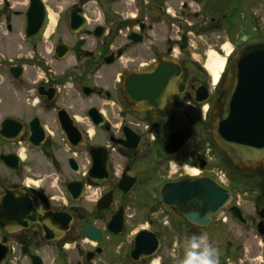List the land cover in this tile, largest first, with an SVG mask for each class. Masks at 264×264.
I'll list each match as a JSON object with an SVG mask.
<instances>
[{"label": "flooded vegetation", "instance_id": "1", "mask_svg": "<svg viewBox=\"0 0 264 264\" xmlns=\"http://www.w3.org/2000/svg\"><path fill=\"white\" fill-rule=\"evenodd\" d=\"M255 39H264V0H0V199L32 193L42 215L22 227L0 207V264H179L193 233H207L219 264H264V166H225L212 145L224 78L215 84L207 67L209 53L231 60ZM155 74L170 80V99L144 110L127 79L153 92L143 77ZM187 129L192 138L166 154L170 136ZM208 144L211 161L200 158ZM223 164L230 202L209 223L164 205L167 184L194 177L187 168L200 177ZM35 172L45 178L37 189L27 181ZM130 204L143 208L136 232ZM118 212L122 224L110 227ZM143 230L159 247L135 261Z\"/></svg>", "mask_w": 264, "mask_h": 264}, {"label": "water", "instance_id": "2", "mask_svg": "<svg viewBox=\"0 0 264 264\" xmlns=\"http://www.w3.org/2000/svg\"><path fill=\"white\" fill-rule=\"evenodd\" d=\"M140 80L141 78L135 75L127 79L130 99L137 105L141 101H147L149 106L144 108L146 110H150L151 105L157 106L158 109L163 107L171 95L168 90L169 79L164 81L157 74L144 76L145 82L151 83L152 80L153 86H157V91L153 92L139 89ZM211 133L214 144L238 170L246 171L264 166V40L246 44L234 56L231 70L212 115ZM191 137L190 130H176L170 136L165 153L175 154ZM163 195L166 205L197 227L208 223L211 216L223 209L230 200L229 192L208 177L167 185L163 189ZM21 197H24L21 200L28 204L27 207L31 205V210L26 209L23 212L18 209ZM33 198L32 194L24 191H7L0 199V207L8 208L5 212L6 220H18L22 227H28L29 223L37 221L41 215L38 210L33 209V204L36 203ZM23 213L24 215H21ZM121 224L122 213L118 212L110 227ZM7 229L13 231L20 227L8 226ZM82 231L90 240L100 239L91 225L83 226ZM158 247L156 238L151 233L142 231L134 238L131 257L137 261L141 253L151 254Z\"/></svg>", "mask_w": 264, "mask_h": 264}, {"label": "clouds", "instance_id": "3", "mask_svg": "<svg viewBox=\"0 0 264 264\" xmlns=\"http://www.w3.org/2000/svg\"><path fill=\"white\" fill-rule=\"evenodd\" d=\"M179 264H219L217 249L207 233H193L185 239Z\"/></svg>", "mask_w": 264, "mask_h": 264}, {"label": "rangeland", "instance_id": "4", "mask_svg": "<svg viewBox=\"0 0 264 264\" xmlns=\"http://www.w3.org/2000/svg\"><path fill=\"white\" fill-rule=\"evenodd\" d=\"M223 170L225 171V169L223 168ZM36 176L38 177H34L32 174H29L28 180H34L35 182H38V186L41 187L42 184H44V177H43V173H39V172H35L34 173ZM58 184V182H57ZM84 207L87 208L88 212L90 209V205H83ZM143 208L142 205L137 206L136 204H130L129 205V210H128V215L130 216V219H128V221H130L129 225H136L133 228H131L132 232H136V230H139L141 227H145L146 223L145 221L141 222V216H142V212ZM137 219V220H135ZM138 221V222H137ZM137 222V223H135ZM139 224V226H137ZM129 236H131V234H129Z\"/></svg>", "mask_w": 264, "mask_h": 264}, {"label": "bare ground", "instance_id": "5", "mask_svg": "<svg viewBox=\"0 0 264 264\" xmlns=\"http://www.w3.org/2000/svg\"><path fill=\"white\" fill-rule=\"evenodd\" d=\"M225 65V60L224 59H220L218 58L214 53H209V60H208V64L207 67L212 75V78L214 80V82H218L220 79V75H221V71L223 69ZM187 170L191 173V174H195L196 170H192L191 168H187ZM29 184L34 188L37 189L38 188V184H35L33 182H29ZM153 264H157L156 262H154Z\"/></svg>", "mask_w": 264, "mask_h": 264}]
</instances>
